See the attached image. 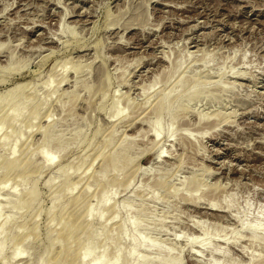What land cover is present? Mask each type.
I'll use <instances>...</instances> for the list:
<instances>
[{
	"label": "rangeland",
	"instance_id": "1",
	"mask_svg": "<svg viewBox=\"0 0 264 264\" xmlns=\"http://www.w3.org/2000/svg\"><path fill=\"white\" fill-rule=\"evenodd\" d=\"M1 181L0 264H264V0H0Z\"/></svg>",
	"mask_w": 264,
	"mask_h": 264
},
{
	"label": "bare ground",
	"instance_id": "2",
	"mask_svg": "<svg viewBox=\"0 0 264 264\" xmlns=\"http://www.w3.org/2000/svg\"><path fill=\"white\" fill-rule=\"evenodd\" d=\"M169 79L170 78H168L167 80H165V83H167L168 81H169ZM148 88V90H149V87H147ZM146 88V89H147ZM143 89H145V88H143ZM150 89H151V87H150ZM145 91V90H144ZM198 97V92L197 91H195L194 92V94L193 95H191L189 98L190 99H194V98H197ZM179 101H180V97L178 96V94L174 97V98H172V101L171 100H169L168 99V96L164 93L163 95H162V97L159 99V101H158V104L156 105V108H155V112H154V116H153V119H152V121L151 120H149V130H148V134L150 133V135L151 134H154V136H156V138H158L159 136H160V134H162V133H166L167 135H169L170 134V131H168V130H166V128L165 127H162V128H158V127H156L155 126V123H154V121H158V122H161L162 121V119H163V117H166V115H169V117H168V120H171V121H173V120H175L176 119V116H177V112H178V108H179ZM168 102H171L172 104H173V106H174V109L170 112V113H168V114H165L164 112V108L167 106V104H168ZM14 104V103H13ZM176 105H178V106H176ZM16 107V106H15ZM117 113L118 114H120V111L118 110L117 111ZM2 126V125H1ZM54 126V125H53ZM51 128H52V126H51ZM52 131V130H51ZM45 134V133H44ZM45 138H44V143L42 144V147L40 148V153L42 154L44 151H45V148L49 145V144H51V142H52V132H48L45 136H44ZM17 146L16 145H14L13 147H12V150L13 151H15V148H16ZM126 149V148H125ZM125 149H123L124 150V152H125ZM25 153V152H24ZM40 154V155H41ZM119 156V155H118ZM118 156H112V157H110V158H108V159H106V163H108L110 166H111V168L113 169V168H115L116 167V169H117V164H118V162L120 161L119 160V158L121 157H118ZM49 162H51V161H48V163ZM104 165H105V163H104ZM128 165V164H127ZM33 167V166H32ZM25 168V167H24ZM23 168V169H24ZM61 169H62V167H61ZM116 171V170H115ZM15 172V171H14ZM63 174V173H62ZM5 176V175H4ZM63 176V175H62ZM61 177V176H60ZM7 178V177H6ZM22 179V178H21ZM8 184V182L7 181H1V183H0V186H6ZM109 183L108 182H105L103 185H102V188H101V190H100V192H99V197L101 198V201H103V207H102V209H101V212H100V216H101V218L103 217V213L105 212V211H108L107 210V203H108V201H109V192H110V188H109ZM112 185V184H111ZM117 187H119L120 186V184H118V185H116ZM156 186H161V184H159V183H157L156 184ZM99 188V187H98ZM86 195V194H85ZM80 196V195H79ZM77 198V197H76ZM82 199V198H81ZM80 200V199H79ZM86 200V199H85ZM21 201V200H20ZM69 206V205H68ZM214 206V205H213ZM213 206H211V207H213ZM61 207V206H60ZM83 208V207H82ZM214 208V207H213ZM71 209V208H70ZM69 209V210H70ZM69 210H67V211H69ZM74 210V209H73ZM212 210H214L215 211V209H212ZM20 212V211H19ZM74 212V211H73ZM83 212V211H82ZM218 212H220L219 210H218ZM60 213V212H59ZM76 213H77V211H76ZM84 213V212H83ZM87 213L90 215V216H94L95 215V213H96V211H95V207H93V206H89L88 207V209H87ZM61 214V213H60ZM67 214V213H66ZM68 214H70V213H68ZM74 215V214H73ZM78 215V214H77ZM65 216V215H64ZM63 217V216H62ZM77 218H78V216H77ZM80 218V217H79ZM68 221V220H67ZM73 222V221H72ZM84 224V223H83ZM87 225V224H86ZM66 227V226H65ZM64 227V228H65ZM67 228V227H66ZM71 228V227H70ZM84 229V228H83ZM247 229L249 230V231H251L252 232V237L253 238H256L257 236H256V231H257V229H258V227H256V226H250V227H247ZM67 230V229H66ZM133 230L134 231H139V230H142V228L139 226V225H137L136 227H134L133 228ZM30 231H32V230H30ZM62 233V232H61ZM79 233V231L78 230H76L75 229V227H74V222L72 223V228H71V230L69 231V232H65V233H63V234H61V236H60V238L62 239V241H63V243H64V246L62 247V249L60 250V254L62 255H66L67 253H69V252H71L72 250H73V248H74V244H75V238H76V234H78ZM99 236H97V235H95L94 236V238H92V239H89V240H87V242H86V244H85V246H84V248H83V250H82V254L80 255V262L81 263H83V262H85V259H86V257L88 256V255H90V254H92L93 252H97V250L99 249L100 251V253H101V255L100 256H98V257H95V258H92V259H90V260H88V263L87 264H118V262H119V260H120V256H119V254L118 253H116L115 252V254H114V257H113V259H111V260H106V253L104 252V251H102L105 247H107V243L104 241V240H102L103 242H101V243H99V245H98V242H99V238H98ZM24 238H25V235H24ZM27 239H28V237H27ZM88 239V238H87ZM20 240V239H19ZM25 241H26V239H23V242H22V244H24L25 243ZM96 242H97V245H96ZM83 243H84V241H83ZM82 243V244H83ZM19 244V243H18ZM81 244V245H82ZM146 244V241L144 242V244L143 245H145ZM77 245V244H76ZM23 246V245H22ZM21 246V247H22ZM21 247L19 248V250L21 249ZM19 250H17V255L18 256H23L22 255V253L19 251ZM73 254V253H72ZM71 254V255H72ZM132 255L134 256V258H133V262H132V264H147V263H154V264H172V261H167V262H164V263H161V261L160 260H158V259H156V260H150V259H145V258H142V257H139V256H137L136 255V246H134V249L132 250ZM63 257V256H62ZM66 258V257H65ZM64 258H62V260H63ZM55 260H57V259H52V260H50V261H47V263L46 264H50V262H55ZM61 260V261H62ZM74 260V259H73ZM64 262H68V264H71V262H73L70 258H67V260L65 261V260H63ZM62 261V262H63ZM62 262H61V264H62ZM67 262H66V264H67ZM56 263V262H55Z\"/></svg>",
	"mask_w": 264,
	"mask_h": 264
}]
</instances>
